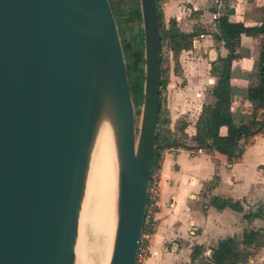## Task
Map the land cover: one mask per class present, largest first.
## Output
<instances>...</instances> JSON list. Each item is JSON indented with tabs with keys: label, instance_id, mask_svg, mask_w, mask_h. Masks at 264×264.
<instances>
[{
	"label": "water",
	"instance_id": "95a60500",
	"mask_svg": "<svg viewBox=\"0 0 264 264\" xmlns=\"http://www.w3.org/2000/svg\"><path fill=\"white\" fill-rule=\"evenodd\" d=\"M138 5L143 64L135 129L108 0H0V264H73L102 122L117 164L106 264H134L162 77L156 0Z\"/></svg>",
	"mask_w": 264,
	"mask_h": 264
},
{
	"label": "crops",
	"instance_id": "0c3cea01",
	"mask_svg": "<svg viewBox=\"0 0 264 264\" xmlns=\"http://www.w3.org/2000/svg\"><path fill=\"white\" fill-rule=\"evenodd\" d=\"M251 1L165 0L162 3L161 10L167 12V19L174 18L183 32H195L192 47L178 55L180 72L174 74L170 71L176 79H185V90L172 89L169 76L165 86L166 116L170 121L166 130L169 129L172 134L178 132L174 129V121L179 115L184 116L187 144H190L187 138L194 133L193 124L201 106L212 102L209 90L215 78L209 74L210 62L226 54L221 42L212 38L215 31L213 19L223 13L229 17L231 13L234 18L232 22L247 26L252 20ZM257 1L262 8L264 1ZM196 42L206 45L205 50H194ZM187 54L191 56L187 57ZM203 57L207 58L208 63L201 70L194 63ZM205 82L210 83L208 93L199 91L204 89ZM158 151L161 155L155 228L148 241V256L144 264H177L181 257L182 261L188 258L190 248L195 244L213 246L219 238L238 237L245 227L258 226L256 223L260 219L255 218L247 223L241 212L229 208L216 210L212 206L204 207V204L209 195H216L238 200L243 210L254 209L260 204L264 211V134L249 138L240 157L231 162L216 152L172 146ZM214 176L217 177L216 183L206 191V195H201ZM259 251L264 252V249Z\"/></svg>",
	"mask_w": 264,
	"mask_h": 264
},
{
	"label": "trees",
	"instance_id": "16d2710c",
	"mask_svg": "<svg viewBox=\"0 0 264 264\" xmlns=\"http://www.w3.org/2000/svg\"><path fill=\"white\" fill-rule=\"evenodd\" d=\"M264 1V0H263ZM111 12L116 24L117 33L124 59L128 87L133 104L141 99L142 85V32L139 27L140 13L138 0H108ZM156 0L157 20L159 25V38L161 47V91L167 83L166 69L163 67L162 48H167L173 61L172 72H180L178 55L183 50L192 47L194 31L183 32L174 18H168L166 24L162 21V14ZM215 31L212 38L221 42L226 49L223 57H217L210 62L209 74L215 78V82L209 94L212 102L205 103L194 121V133L189 136L186 143L184 128L186 122H180L174 129L182 134L178 138L169 131H160L161 123H168L167 118L162 119L161 105L158 110V121L155 138V147L152 152L151 166L158 159V150L164 147H180L185 150H202L206 153L216 152L231 162L240 157L249 138L255 134H264V119L256 118V113L264 109V19L253 25H243L241 22L229 23L227 13L220 14L213 19ZM127 23L137 24L136 31L130 36H124ZM240 34L248 36H261L262 44L258 54L256 82L246 89V95L250 101L248 110L251 118L248 121H240L235 124L230 110V68L232 60L238 56L237 49L240 45ZM161 100V97H160ZM217 181L214 176L208 185L202 190L201 195ZM205 206H212L216 210L229 208L241 212L242 218L250 223L257 218L264 221V211L261 205L254 209L243 210L241 202L229 197L209 195ZM264 249V224L258 227H245L240 236H225L217 239L213 246L207 248L208 253L203 254L204 247L199 244L191 246L188 254V264H248L247 259L254 256L255 252ZM253 264H264L263 262Z\"/></svg>",
	"mask_w": 264,
	"mask_h": 264
},
{
	"label": "bare ground",
	"instance_id": "6f19581e",
	"mask_svg": "<svg viewBox=\"0 0 264 264\" xmlns=\"http://www.w3.org/2000/svg\"><path fill=\"white\" fill-rule=\"evenodd\" d=\"M117 164L113 136L99 124L90 151L74 246L76 264H106L114 227Z\"/></svg>",
	"mask_w": 264,
	"mask_h": 264
},
{
	"label": "rangeland",
	"instance_id": "374dc122",
	"mask_svg": "<svg viewBox=\"0 0 264 264\" xmlns=\"http://www.w3.org/2000/svg\"><path fill=\"white\" fill-rule=\"evenodd\" d=\"M159 9L162 14V21L166 24L167 21V12H163L161 10L162 3L165 2V0H158ZM250 6L252 7V10H250L252 14V20L247 25H253L255 23H258L264 19V6L261 8L257 0H252ZM249 6V7H250ZM248 8V7H247ZM246 8V9H247ZM261 8V9H260ZM244 9V8H243ZM245 9V10H246ZM249 12V11H248ZM232 14L229 13V23H233L234 20ZM257 19V21H256ZM128 26H132L128 29H125L124 36L128 37L131 34H133L137 29V24L127 23ZM139 23V27H140ZM141 28V27H140ZM242 35V36H241ZM241 36V44L239 45L237 49L238 56L235 57L231 62V68H230V110L233 116V122L235 124L239 123L240 121H248L251 118V113L249 112L247 106L250 105V101L246 95V89L248 86L254 84L256 82V72H257V64H258V54L261 49L262 44V37L260 36H248L244 34H240ZM195 49L194 50H205L206 45H201V42L195 43ZM190 54H187V57H190ZM162 57L164 60L163 67L166 69V74L169 76V83L172 84V89L174 87L175 89H180L181 91L185 90V79L178 77L177 79L175 76L171 74L173 61L171 59V53L170 51L163 47L162 48ZM207 58L203 57V59H197L195 60L194 65L199 67L201 70L204 69V65H207L208 62H206ZM168 82V77H167ZM168 85V84H167ZM210 85L209 82H205L203 85L204 89H199V91L208 93V86ZM160 105H161V118H167L168 111L166 109V99H167V88L163 89L161 91L160 89ZM140 110H141V99L138 101V103L133 104V112H134V125L135 129L138 127L139 123V117H140ZM184 116L179 115L178 118L174 121V125L180 124V122L185 121ZM256 118L258 119H264V111L260 112L258 111L256 113ZM170 123H161L159 126V130L165 131L166 126ZM176 129V128H175ZM175 132V131H174ZM178 138H182V134L179 132L174 133ZM258 226H261L264 224V221H259ZM257 226V227H258ZM145 237H142L141 241V254L138 256V260L136 261V264H144V261L146 260L148 256V250L147 245L148 241ZM150 240V238H149ZM207 247H204L203 254L206 255L208 253ZM181 261H179L177 264H188V258L185 261H182V257L180 258ZM264 261V252L263 251H256L254 256L247 259L248 264L258 263ZM78 264V261L77 263Z\"/></svg>",
	"mask_w": 264,
	"mask_h": 264
},
{
	"label": "built area",
	"instance_id": "2783aa9c",
	"mask_svg": "<svg viewBox=\"0 0 264 264\" xmlns=\"http://www.w3.org/2000/svg\"><path fill=\"white\" fill-rule=\"evenodd\" d=\"M161 152L158 151V159L155 165L151 166L147 181L146 189V203L142 217L141 231L139 234L138 246L135 254L134 264L138 260V256L141 254L142 237H145L147 241L155 228V213L157 209V199L159 192V158ZM144 238V239H145Z\"/></svg>",
	"mask_w": 264,
	"mask_h": 264
}]
</instances>
